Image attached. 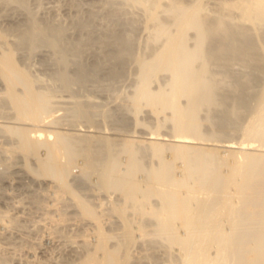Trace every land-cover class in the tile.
<instances>
[{
	"label": "bare ground",
	"instance_id": "1",
	"mask_svg": "<svg viewBox=\"0 0 264 264\" xmlns=\"http://www.w3.org/2000/svg\"><path fill=\"white\" fill-rule=\"evenodd\" d=\"M76 1L0 0V138L22 162L17 178L49 184L50 210L60 204L93 231L79 245L85 264H128L147 238L168 252L163 264H264V0H113L115 37L94 53L103 65L38 64L65 48L67 22L107 4ZM235 60L261 87L240 142L221 139L224 119L212 115H239L241 97L224 88L235 93L250 77L231 85L213 69ZM124 65L133 77L117 115L114 97L86 84Z\"/></svg>",
	"mask_w": 264,
	"mask_h": 264
},
{
	"label": "rangeland",
	"instance_id": "2",
	"mask_svg": "<svg viewBox=\"0 0 264 264\" xmlns=\"http://www.w3.org/2000/svg\"><path fill=\"white\" fill-rule=\"evenodd\" d=\"M104 2H106L107 4H102L103 6L100 5L97 7H93L92 9L90 8L91 12H89V10L84 11V12H80V13H78L79 16L76 19H75V17L72 19V23L71 22L66 23V25L68 24V26H69L68 27L65 25L67 27V30H68L66 33L69 34V36L67 35L64 39L63 47H65V48H62V50L64 49L63 51L61 50L60 53L55 52L54 55H53V53L48 54L46 58H41L36 62L38 64H40V63L45 64L46 62H49L50 60H52L54 58L57 59L58 56L59 57L64 56L68 60L69 64L71 63V64H73V66H75L74 62L76 59V62L79 64L81 63V65L83 67L86 66L85 68L88 71H89V69H92L93 65L94 66L103 65L102 64L103 59H106V58L105 57H96L94 55V53L100 54L103 47L106 45V43L113 41V39H114L113 37H115V32H116V20H115V18H116V16H115L116 5L114 4L113 0H111V1L110 0H106V1L102 0V3H104ZM73 3L74 4H71V5L74 6V5H77L78 2L76 1ZM97 9H99V10H97ZM70 24H72V25H70ZM71 26H72V29H70ZM75 29H77V30L75 31ZM66 39H68V40H66ZM100 45H101V47H100ZM75 46H76V48H75ZM98 51H100V52H98ZM80 58H81V60H80ZM41 60H42V62H40ZM76 62H75V64H77ZM237 62H238V65H236ZM98 63H100V64H98ZM242 63L243 62H241L239 60H235V61H233V63L230 66H228L227 69L224 67L225 68V69L223 68L224 70H222V68H221L222 66H213L214 67L213 69L215 71H219V73H221V74H227L228 75V72H229L230 78L228 79L229 80L228 82L231 85L232 84L235 85V83H237V85H238V83H240L239 81H241V80L243 81V80L247 79L248 77H250L249 78L250 82H248L247 84H244L242 87H240L239 91H237L235 93L228 87L224 88V90H225L224 92L226 94L232 96V95L237 93L243 101L242 105L238 106L239 107L238 108L239 115L237 117H231L230 119L229 118L225 119L223 117H220V115L218 113L212 114L213 119L215 121H217L218 123L221 120V118L224 119L223 122H221V123H223L222 124L223 126H220V128H219V130H220L219 137L221 139H224V140H233L236 142H240V141L245 139L243 137V128L248 124V122L251 120V118L257 112V101L259 99V97H257V92H259V90L261 88V87H259V83H257L258 81L254 82V79H253L254 75L258 74V72L257 71L255 72V70L252 68H248V67L243 66L244 64H242ZM237 66H239L240 69ZM104 67H106V66H104ZM218 67H220V69ZM116 69H117V74L114 78H109L107 76H104V77H100L99 80L91 79L92 81L88 82L86 84V90H94L95 89V92L103 93L105 95L109 94L110 96L112 95V97H114L113 98L114 100L113 101L111 100V102L109 103L107 108L111 107L113 110H115V112L113 111L114 114L120 115V113L123 112L121 110V107H123V103L125 100V98H123L125 96V93H126L125 91L131 90V82H132L133 75H131L130 71H128L130 68L127 65L117 66ZM229 69H231V71ZM221 71L224 73H222ZM236 71L238 72V74ZM118 73L120 74V77H117L119 75ZM232 74H234L235 76L234 75L232 76ZM241 75L244 77H242ZM248 75H250V76H248ZM240 77H242V78H240ZM46 78L45 79L47 81L50 80V81H48L49 83H51L53 80V79H49L50 77L48 75H46ZM232 79H233V81H232ZM112 80L114 82H112ZM118 80H119V83H118ZM236 81H238V82H236ZM251 81H253V82L251 83ZM114 90L116 92H113ZM122 92H124V93H122ZM79 94H80V92H79ZM144 115H145V113L144 114L141 113L140 119L142 121L144 120V122L147 125H148V123H150V124L153 123L151 125L149 124V126L153 127V129H154V125H155L156 121H153L154 119L148 117L147 115H145V117H143ZM162 117L163 116H161V118ZM129 126L130 125H128V126L125 125V128H129V129H125L126 131H128L130 129L131 130L134 129V126H131V127H129ZM145 131L148 132V130H146V129H145ZM127 133L131 134L130 132H127ZM253 139L254 138H251L250 140H253ZM0 140H1L0 141V143H1L0 144V159H2V161L0 160V178L5 176V178H7L8 180H12V181L17 182V184L14 182V184L10 188H8L9 187L8 184L2 185L0 183V264H85V262H83L84 250H82L83 249L82 246L80 247L79 245L81 244V240H83L85 238V236H86V238H88L91 235L90 236L91 238L89 237L88 239L92 240L93 236H94L93 231L91 229H86L85 227L83 228V226L81 224H79V222L75 221L74 217L71 214H70V216L65 214V212H64L65 210L63 209L62 205H60V204L58 205V207H61L60 210H58L59 208L58 209H54V208L52 209L51 208V210H50V205L52 204L51 200L49 199L50 197L46 201L44 200L48 196L52 195V192H51L52 190L50 189V187H48L49 184H46L47 186L44 185L40 188L39 187H31L27 179L17 178L18 175L23 173L21 171L19 174H16V172L18 171V168L22 167V162H18L19 159L17 158L18 157L17 155H14L11 157L8 156L7 154L4 155V151L2 152V150L4 147H7V144L2 138H0ZM2 142H3V144H2ZM255 144H258V142H256ZM147 158L148 157L146 156V158H144V159H147ZM6 160H9V161H6ZM179 164H180V162H179ZM179 164L177 162V165H179ZM23 170H24V168H23ZM2 171L3 172L5 171L4 173L7 176L3 175ZM12 177H14V178H12ZM22 180H24L25 182ZM21 182H23V183H21ZM5 188H8V189H5ZM12 189H13V191H12ZM28 189H29V191H28ZM4 190H6L8 193H11V195H13V196H11L9 194L10 198L12 200L10 198L3 200L4 198H2V196L4 193H6V191H4ZM33 191H36V192H33ZM48 192H50V194ZM24 197L25 198L27 197L28 200H27V198L24 199ZM33 200H34V202H33ZM1 201L3 202V204ZM26 201L28 203H26ZM35 201H36V203H35ZM48 201L50 204L47 203ZM5 202H6V204H5ZM14 202H15L16 208H14V206H15L14 204L13 205L11 204ZM19 202H21V203H19ZM4 204L7 207L4 206ZM7 204H9V205L11 204V208H8L10 206ZM47 204H49V205L47 206ZM36 206H39V207H36ZM37 208H39V209H37ZM8 210H10V211L7 212ZM5 211H6V213H5ZM62 211L64 214L62 213ZM51 213H52V215L53 214L54 215L50 216ZM57 213H59L60 215L59 214L57 215ZM55 215H57L59 218ZM62 215H63V217L61 218ZM64 216H65V218H64ZM51 217H54V218H51ZM63 222H64V224H63ZM66 222H68V223H66ZM8 223H10V224H8ZM73 223H75V224L73 225ZM89 232H92V233H89ZM119 232H121V230L119 231V229H115V230L113 229L112 231H110V233H113L114 235H117V236L121 234V233L119 234ZM14 237H16V238H14ZM153 241L154 242H152L151 238L150 239L147 238L145 240H138L137 241L138 244L136 243L134 245V247L132 246L130 249L131 250V256L133 255L132 259L134 258L133 259L134 261L131 259L132 262L130 261L129 263L130 264H134V263L135 264H153V263L154 264H163L164 261L168 259L169 256H167V255H169V254H168V252H165L166 249L163 248L164 246L162 245V243L159 240L154 239ZM156 241L158 242L157 243L158 245L155 243ZM150 242H151V244L152 243H154V244L151 245ZM145 243L148 244L149 246L146 245ZM138 245L142 249H140ZM135 249H136V251H135ZM76 251H77V253H76ZM166 253H167V255H166ZM149 256H151L153 259L151 260ZM137 260H138V263H137Z\"/></svg>",
	"mask_w": 264,
	"mask_h": 264
}]
</instances>
